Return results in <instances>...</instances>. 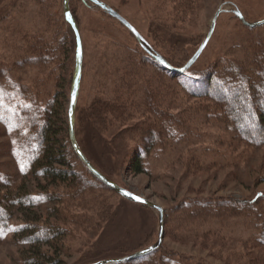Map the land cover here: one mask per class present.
Wrapping results in <instances>:
<instances>
[{
    "label": "rangeland",
    "instance_id": "374dc122",
    "mask_svg": "<svg viewBox=\"0 0 264 264\" xmlns=\"http://www.w3.org/2000/svg\"><path fill=\"white\" fill-rule=\"evenodd\" d=\"M101 1L129 20L149 49L178 64L203 42L217 8H227L218 15L197 60L179 79H200L199 74L215 69L217 63L242 62L251 55L250 44L260 43L264 51V24L246 26L231 11L235 5L247 20L258 21L264 18V0ZM69 7L83 45L75 107L77 142L107 177L163 208L164 232L156 254L175 252L192 264H264V244L257 239V225L264 221V199L249 204L256 191L264 192V144L241 139L227 120L215 117L211 101L185 93L181 80L148 61V53L131 31L100 6L91 0H69ZM75 46L62 0H0V193L24 186L27 201L41 193L53 194L43 202L26 204L24 214L51 220V213L58 212L66 230L50 244L28 250L34 244L23 241L19 231L27 219L20 207L13 206L11 219L0 226L6 233L0 235V264H30L24 257L31 256L39 261L34 264L93 263L124 256L157 240V210L128 200L102 182L103 186L71 146L67 108ZM141 84L148 85L150 109L146 104H122L126 92L140 96ZM99 101L114 104L109 105L114 112L104 110L105 129L100 128L95 109ZM24 108H35V130L44 109H52L65 161L88 181L68 188L66 182L52 184L32 169L27 171L30 156L22 139L23 133L33 132L31 120L26 118L27 125L15 128L6 125ZM160 110L179 114L180 124L187 125L185 134L175 137L171 131H162L160 137L170 144L149 151L145 156L148 171L134 173L130 159L138 150L135 143L144 146L149 140L144 126L148 121L153 125L169 121L164 113L156 116ZM175 139L179 144H173ZM228 198L247 204L234 209L243 213L236 215L231 207L218 206L219 200ZM41 249L51 256L36 254Z\"/></svg>",
    "mask_w": 264,
    "mask_h": 264
},
{
    "label": "trees",
    "instance_id": "16d2710c",
    "mask_svg": "<svg viewBox=\"0 0 264 264\" xmlns=\"http://www.w3.org/2000/svg\"><path fill=\"white\" fill-rule=\"evenodd\" d=\"M250 46L251 55L246 60L242 62L229 60L222 64L217 63L215 65V69L211 68L206 72L199 74L200 76H198L200 79L185 76L186 78L184 80L179 79L177 76L186 75L190 67L184 72H177L161 64L159 61L154 59L153 56L147 50H145L143 46L142 48L148 53L146 55V59H148V61H155L159 69H161L160 71H164L167 75L181 80L180 83L183 85L181 89L185 90V93H187L190 97L211 101L213 105L212 109L214 110V115L217 119L222 121L227 120V122L230 123V126L235 128L237 135L241 139L246 140V142L249 144L260 145L264 144V136L257 138L258 135H264V51L262 50L260 43H257L256 45L250 44ZM167 60L175 67L183 65L187 61L186 60L185 62L183 61L178 64L175 63L176 61L173 62L168 58ZM141 88L143 90L138 97H131V94L126 92L123 99L125 101L122 100V104L147 105L148 103H152L149 101L151 95L147 89L148 85L146 86L143 84L142 86L141 84L140 89ZM96 105L97 108L95 109H98L97 115L102 122L100 128L105 129V124H107L106 111L111 112L112 107L110 106H113L114 104L107 105V103L104 101H99L96 103ZM147 106L149 107L150 105ZM34 109L35 108H33V110ZM33 110L24 108L19 117L16 119H11L6 125L11 124L12 128H15L18 124H26V118H28L31 120L30 129H33L35 126V122L32 121L34 112ZM51 110V108L44 109V118H42V121L39 122L38 128L36 130L34 128L32 133H23L25 135V138L22 139L23 147L26 150L28 156H30L27 171L32 169V172L35 174H40V176H42L44 179L49 180V183L56 184L59 181L66 182V187L75 188L80 183L82 184L88 180L85 179V176H81L82 173L80 174L78 169L75 168L72 163L70 164L65 161L64 151L62 150L63 139L59 138V133L56 128V122H58V119H55V121L52 120V117L55 113L53 114ZM27 111L31 112L28 113ZM163 113L168 116L169 121L164 120L158 125H156L157 123L153 125L149 123L150 121H148V124L144 126V133L145 135L149 136L147 144L145 142V145L143 146V144L137 142L135 143L138 150L130 159V162L133 165L132 172L140 173L148 171L145 166V156L148 155L147 153L154 147L158 148V150H161V148L165 147L166 144H170V142L165 144L166 139L163 140V137L165 136L160 137L162 131L165 133L171 131L173 132L172 135L175 134V137H177L179 134H185L187 125L180 124L179 120L181 119H179V114H174L168 111L163 112L160 110L157 111L156 116L158 114L162 116ZM62 115L63 116H59V119L63 129L66 119L63 112ZM179 124L180 126H176ZM172 135H170L171 138H174ZM178 139H175L173 144H179ZM80 146L81 149L84 150L81 143ZM75 155H77L76 152ZM77 158H79V156ZM90 172L91 171L89 170L88 173L90 174ZM95 178L97 179L96 176ZM97 180L102 183L100 179ZM104 184L102 183L103 186H105ZM44 187H46V185H44ZM28 196L29 195L27 194L24 186H20L19 189L13 193H0V226L6 225L8 220L11 219L13 206L16 205L20 207V213L22 214L21 216L26 217L24 214L28 209L25 207L26 204H36L39 202V200L40 202H43L46 199H50L51 196L53 197V194L49 195L47 193L46 195H43L41 193L38 197H42L43 199L37 200L30 196V200L27 201ZM262 199H264V192L256 191L249 198V204L257 205L262 201ZM8 200H10L9 203H7ZM219 201L221 204H218V206H229L236 215L243 213L235 211L234 209H236L237 204L244 205L245 203H238L235 199L229 198ZM246 205L247 204H245V206ZM54 210L56 211L57 208ZM51 217H53L51 220L46 218L41 220V214H35L27 216L25 223L21 224L23 227L20 226L19 231L21 232L22 238L24 239L23 241L28 243L31 242V245L34 244V246H30L28 250L32 249L33 247H39L35 246L36 244H50L53 242L52 239L56 240L59 238V236L61 237L65 235L66 230L64 222L58 215V212L51 213ZM59 221L61 223H59ZM41 227L45 228L41 229ZM257 228L259 229L257 233V239L259 237V241L264 244V221H262L260 225H257ZM154 251L155 250L147 254L123 261L122 263L116 262L115 264H192L189 263L188 258L181 257L175 252L163 251L159 254H156V251ZM36 254H40L43 257L48 258L51 256H49V253L43 252L42 249L41 251L39 250V252L37 251ZM24 259L30 264H34L38 261L34 259L33 256L28 258L24 257ZM37 263H39V261Z\"/></svg>",
    "mask_w": 264,
    "mask_h": 264
},
{
    "label": "water",
    "instance_id": "95a60500",
    "mask_svg": "<svg viewBox=\"0 0 264 264\" xmlns=\"http://www.w3.org/2000/svg\"><path fill=\"white\" fill-rule=\"evenodd\" d=\"M98 6H100L102 9H104L110 16L114 17L118 21H120L122 24H124L135 36L138 42L144 47L145 50H147L154 59L159 61L161 64L165 65L166 67L175 70L177 72H184L186 71L189 67L193 65V63L197 60L203 49L205 48L207 42L209 41L213 30L215 26L216 19L218 15L224 11L227 10V8H224L223 5L219 6L217 10L215 11L211 23L208 29V32L203 40V42L198 46L196 51L192 54V56L181 66L175 67L169 63V61L159 52L153 51L149 49L146 44H145V39L143 35L137 30V28L129 21L127 20L121 13H119L116 9H114L112 6L106 4L105 2L101 0H91ZM226 3V2H224ZM62 7H63V14L65 20L69 23L75 37V64H74V70L72 74V80H71V87H70V92H69V103H68V108H67V117H68V134H69V139L71 142V145L74 149V151L77 153L79 158L82 160V162L86 165V167L98 178L100 179L103 183H105L107 186L111 187L114 189L116 192L127 198L128 200H131L133 202L137 203H142L146 204L152 208H155L158 212V235H157V240L141 249H138L136 251H133L129 254H126L121 257H115V258H104L98 261H95L93 263H86V264H106V263H113V262H122L126 261L132 258H135L140 255L147 254L155 249H157L162 242L163 238V232H164V212L163 208L152 202L151 200L136 194L132 192L131 190L120 186L117 184L115 181L107 177L104 173H102L100 170H98L92 163L91 161L87 158L81 147L79 146L76 135H75V107H76V101H77V96H78V91H79V86H80V79H81V72H82V60H83V45H82V39L80 35V31L77 25V22L75 20V17L73 16L70 7H69V0H62ZM231 11L243 22V24L248 25V26H255V25H261L264 23V18L258 20V21H249L245 18L244 14L242 11L234 5V8L231 9ZM136 197H140V200H137Z\"/></svg>",
    "mask_w": 264,
    "mask_h": 264
},
{
    "label": "snow or ice",
    "instance_id": "6c2138e0",
    "mask_svg": "<svg viewBox=\"0 0 264 264\" xmlns=\"http://www.w3.org/2000/svg\"><path fill=\"white\" fill-rule=\"evenodd\" d=\"M34 199L39 200V199H43V198H42V197H34ZM136 199H137V200H140L141 198H140V197H136ZM21 227H23V226H21ZM9 230H10V231H16L15 228H11V229H9ZM4 234H6V233L3 231L2 228H0V235H4Z\"/></svg>",
    "mask_w": 264,
    "mask_h": 264
}]
</instances>
